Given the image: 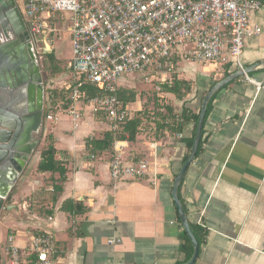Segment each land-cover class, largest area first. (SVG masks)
Instances as JSON below:
<instances>
[{
	"label": "crops",
	"instance_id": "0c3cea01",
	"mask_svg": "<svg viewBox=\"0 0 264 264\" xmlns=\"http://www.w3.org/2000/svg\"><path fill=\"white\" fill-rule=\"evenodd\" d=\"M260 1L261 10L251 16L258 33L246 38L241 60L262 87L240 76L215 93L204 125L202 150L180 184V194L178 189L189 225L208 232L205 238L198 233L203 240L196 264H264V0ZM197 64L183 67L180 63L174 70L176 75L182 74L178 79L191 84L192 90L183 100L165 92L179 101L171 105L178 116L184 109L198 115L201 97L239 72L234 64L200 63V70ZM167 76L173 79L172 73ZM138 78L142 77H132L134 81ZM136 86L124 80L120 95L132 97ZM126 105L133 119L143 120L139 94ZM51 126L53 131L44 127L34 134L37 146L10 189L6 206L17 210L5 214L0 224V264L10 234L17 235V245L25 248L32 235L45 229L55 234L57 264L190 262L194 246L191 242L192 254L173 190L191 153L189 144L196 135L193 120L181 132L175 126L170 130L159 124L147 130L142 123L134 137L126 131L120 135L124 160L129 164L146 161L150 171L145 179L118 183L110 174L114 144L110 148L101 144V149L91 145L103 142L110 133L103 117L86 111L77 131L67 118ZM49 135L55 140L57 159L67 171L63 191L55 196L52 189L61 175L37 172ZM43 190L45 194L33 198ZM67 201L80 204L85 213L63 210Z\"/></svg>",
	"mask_w": 264,
	"mask_h": 264
},
{
	"label": "built area",
	"instance_id": "2783aa9c",
	"mask_svg": "<svg viewBox=\"0 0 264 264\" xmlns=\"http://www.w3.org/2000/svg\"><path fill=\"white\" fill-rule=\"evenodd\" d=\"M261 8L260 0H26L23 13L35 49L52 53L53 38L62 30L73 45L72 75L61 89L65 98L58 103L57 90L48 93L46 122L58 125L67 118L77 131L86 111L103 117L114 138L112 180L145 179L149 164H129L122 155L120 135L133 114L120 99V81L140 75L148 83L158 81L161 91L173 86L167 75L182 62L234 64L247 83L261 89L241 60L246 38L258 33L251 16ZM84 84L98 92L90 94ZM16 236H8L2 264H57L52 230L32 235L25 248Z\"/></svg>",
	"mask_w": 264,
	"mask_h": 264
},
{
	"label": "water",
	"instance_id": "95a60500",
	"mask_svg": "<svg viewBox=\"0 0 264 264\" xmlns=\"http://www.w3.org/2000/svg\"><path fill=\"white\" fill-rule=\"evenodd\" d=\"M18 25H21L23 29L27 26L30 27L29 22H25L22 17L17 0H0V31L9 26L11 29H14L18 35ZM20 36L21 35H18V40ZM17 52L18 50L16 49L13 53ZM12 56L11 45L0 43V224L5 214L17 210L16 206H6V201L10 189L19 180L26 163L29 161L37 146V142L33 141L34 134H37L40 129V126L37 127V119L41 116V114L39 115L37 110L33 108L29 95L26 94L20 97V95L13 90L15 88L11 84V79L13 76L15 77V72L20 75L21 72L27 70V67L26 63L22 62L21 57L19 64H13ZM250 72L251 69H246L247 74ZM243 75V71H239L228 77L217 84L205 97L190 156L178 174L174 185L173 197L176 202V207L179 211L184 230L194 246V255L187 264H196L200 256L201 247L190 228L187 215L178 198V189L190 165L197 157L203 137L205 118L210 100L220 89ZM41 117L46 118V114H42Z\"/></svg>",
	"mask_w": 264,
	"mask_h": 264
},
{
	"label": "trees",
	"instance_id": "16d2710c",
	"mask_svg": "<svg viewBox=\"0 0 264 264\" xmlns=\"http://www.w3.org/2000/svg\"><path fill=\"white\" fill-rule=\"evenodd\" d=\"M171 73H172V75H174L173 76L174 84L172 87L165 85L164 90L166 93L174 94L177 97V99L183 100L191 92V90H192L191 84H189L183 80L178 79L174 70ZM227 76H230V75H227ZM83 90L88 91L92 95H95L98 92L96 87H93L92 85H88V84H84ZM56 93L57 92L55 91V94ZM61 93L62 94L60 96L64 99L65 98L64 92H61ZM55 96H56V98H58L57 97L58 95H55ZM135 97H136L135 94L132 97H130L131 99L126 97V95L124 93L120 95V99L124 104H127L128 102H134ZM204 99H203V101H204ZM213 100H214V96L209 102L205 122H206V120L210 114V109H211V105H212ZM164 110H166L167 113H166V115H164L162 117V125L159 124L160 128H166V129L168 128L171 130L175 126L176 129H174V130L181 132V131H183L184 126L186 124H188L189 121L193 120L196 124V126H195V132H196L200 113L198 115H196V114L190 115L191 112L184 109L182 112V115L178 116V115H176V113L174 112V108H172V107H166V109L164 108ZM179 117H180V119H179ZM167 121L168 122L171 121L170 123H172V125L171 126L168 125L169 123H167ZM142 123H143L142 119L137 117V118L127 122L123 131L129 132L134 137L136 135L135 132L138 131V129L142 125ZM203 136H204V131H203ZM194 138H195V136L193 137V139L191 140V143L189 144L190 152H191L192 147H193ZM121 139H122V137H121ZM101 144H105V148H110L114 144V138L112 137V135L110 133H108L103 142H92L91 143L92 146H94L95 148H98V149H101ZM203 144H204V141H203V137H202V141H201V144L199 147V151L197 153V157L199 156V154L202 150ZM189 155H190V153H189ZM188 158H189V156L186 157L185 162L187 161ZM63 165L64 164L57 159V149L55 147V140L52 137V135H49L47 140H46V146L41 151V160H40V163L38 165L37 172L40 174H51L52 176H55L56 174L61 175V180L58 181L59 184L55 185L54 186L55 188L52 189V194L54 196L63 191V186L61 184H62V182H64V180L66 178V173H67V171ZM42 194H45L44 190L35 193L33 195V198H35L38 195H42ZM179 194H180V188H179ZM179 199H180V196H179ZM63 210H65L69 213H75V214L85 213L84 208H82V206L80 204H75L72 201L65 202L63 205ZM190 228H191L196 240L198 241L199 245L201 246L203 239L200 240V236L198 233H201L203 235V237L205 238V237H207L208 232L205 231V229L201 226L195 227V226L190 224ZM184 233H185L186 243L190 244L191 251L193 254V247H192L190 238L186 232H184Z\"/></svg>",
	"mask_w": 264,
	"mask_h": 264
},
{
	"label": "rangeland",
	"instance_id": "374dc122",
	"mask_svg": "<svg viewBox=\"0 0 264 264\" xmlns=\"http://www.w3.org/2000/svg\"><path fill=\"white\" fill-rule=\"evenodd\" d=\"M26 2V0H23ZM59 24V28H61L62 23L57 22ZM53 52L49 54V56H45V65H48V62L50 61L51 68L46 69V71L49 73V83L47 85V94L52 90L56 89L57 93L55 95H58V103L62 101V97L60 96L61 89L63 84L68 81L71 78L72 71L69 69V65L73 58V45L72 40L70 38V35L67 30H62L59 34L55 35L53 38ZM184 63V66H187V62ZM203 67L202 64L198 63L197 68L200 70V68ZM181 76V73H177V77ZM140 75H135V77H139ZM174 76V75H172ZM182 80L185 78L180 77ZM179 78V79H180ZM128 80L129 85H136V88L134 91H136L135 95H140V102L143 105V112L141 113L140 117L143 118V124L144 127L149 129H155L157 127V124L162 125V117L166 115V107H171V105H175L177 102H179L174 96L169 95L166 96L164 86L161 88V91H158L159 82L155 81L153 83H148L145 81V79L138 78L134 81L132 78H126ZM123 81H120L122 83ZM137 82V83H136ZM127 86V85H126ZM61 87V88H60ZM207 95V94H206ZM204 95L201 97V106L203 104V99L206 97ZM126 97H129L126 95ZM131 97V96H130ZM137 116L139 114L136 113ZM136 116V117H137ZM52 124H46L45 125V131H53ZM4 237L8 236V232H5Z\"/></svg>",
	"mask_w": 264,
	"mask_h": 264
},
{
	"label": "flooded vegetation",
	"instance_id": "af4514ba",
	"mask_svg": "<svg viewBox=\"0 0 264 264\" xmlns=\"http://www.w3.org/2000/svg\"><path fill=\"white\" fill-rule=\"evenodd\" d=\"M22 17L26 22L24 16V4L23 0H17ZM28 22V21H27ZM19 33L21 35L18 40V35L11 27H6L0 31L1 44L11 45L12 62L13 64H19V60L26 63L27 70L18 73L15 72V77L11 79V84L20 97L26 94L30 96L33 108L37 110V113L41 116L47 115V85L49 83V73L46 69H50V61L48 65H45V56H49V52H42V49H35L32 41V31L30 27L23 29L21 25H18ZM18 40V42H17ZM18 50L17 53H13L14 50ZM19 54V55H18ZM26 104V103H25ZM39 116L37 119V127L40 126L39 131H42L46 125V118Z\"/></svg>",
	"mask_w": 264,
	"mask_h": 264
}]
</instances>
